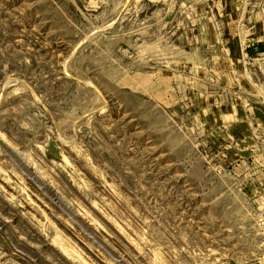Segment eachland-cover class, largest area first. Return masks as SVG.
<instances>
[{
  "label": "rangeland",
  "instance_id": "rangeland-1",
  "mask_svg": "<svg viewBox=\"0 0 264 264\" xmlns=\"http://www.w3.org/2000/svg\"><path fill=\"white\" fill-rule=\"evenodd\" d=\"M261 43L264 0H0V264H264Z\"/></svg>",
  "mask_w": 264,
  "mask_h": 264
},
{
  "label": "crops",
  "instance_id": "crops-1",
  "mask_svg": "<svg viewBox=\"0 0 264 264\" xmlns=\"http://www.w3.org/2000/svg\"><path fill=\"white\" fill-rule=\"evenodd\" d=\"M255 24H256V22H255ZM249 39L250 40H254V39L251 38V35L249 36ZM255 47H256L257 50H261L262 51V47H264V45H262V43L261 44H256ZM247 54H250L249 48L248 49H245V52H244L243 55H247ZM231 68L232 67H230V69ZM217 72L219 74H221V73L223 74L224 73V71H220V70H218ZM229 72H230V70H229ZM224 76L227 77V73H224ZM239 84H240V87L242 89L243 87H242L241 84H243V82L241 81V82H239ZM249 85H250V91L251 92L249 94V97L246 98L247 99V102L246 103L247 104L249 103L250 105H253V104H257L258 105V102H263L264 101V96H260V99H258L259 101L256 100V98L258 97V88H257V85L255 83L254 84H249ZM201 96L204 97L202 94H201ZM215 104H219L218 106L215 107V109L217 111H219L220 113H223V111H225L226 109L229 110V111H232L233 113H224V114L225 115H230L231 119H233V120H241V116H244L245 117L244 120H249V119L250 120H254L253 121L254 123H256V120L255 119L258 120V118L256 117V115L252 116L253 115V113L251 112L252 109H249L251 111L245 112L244 115L241 114V113H243L242 110L244 109V107L243 108L241 107V105L243 103H242V100H240V99H237L236 100V104L235 105L234 104H228V105H226V102L225 101L223 103H220L219 100ZM215 109H212V111H214ZM247 114H248V117H246ZM261 132L264 133V129ZM263 133H261V134H263Z\"/></svg>",
  "mask_w": 264,
  "mask_h": 264
}]
</instances>
